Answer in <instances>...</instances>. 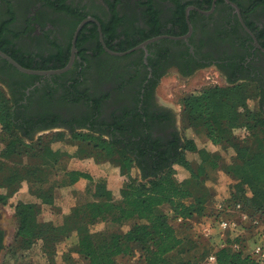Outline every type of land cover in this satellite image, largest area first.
I'll return each mask as SVG.
<instances>
[{"label":"trees","instance_id":"trees-1","mask_svg":"<svg viewBox=\"0 0 264 264\" xmlns=\"http://www.w3.org/2000/svg\"><path fill=\"white\" fill-rule=\"evenodd\" d=\"M167 1L173 6L170 17L166 19L162 11L155 7L153 0L140 1L139 5L143 8L142 24L137 23L139 18H130L129 14L124 15L119 11L121 0L109 2L110 14L107 19L91 14L82 6H75L67 0H45L52 8L66 12L75 19L66 44L60 43L56 37L46 32L42 23L39 28L41 34H33L35 29L31 33V20H28V28L24 33L32 36L34 43L43 45L46 42L50 45L54 50L47 54L41 48L30 50L26 46L17 45L15 39L20 34L12 28L16 19L9 6L8 17L0 20V48L28 68H61L69 62L72 39L78 24L88 16H95L100 20L108 47L126 51L158 35L186 34L189 30L187 8L197 4L196 6L206 10L212 2ZM251 5H264V0H257ZM197 14V11L191 12L190 21L193 24ZM250 14L249 11L244 15L245 21L264 46V26L258 25ZM235 20L240 25L237 17ZM203 27V31L207 33L208 27L204 25L201 29L194 25L195 32H200ZM248 38L250 39L249 35ZM169 43L183 44L185 48L173 49L166 45ZM190 43L200 53L201 45L191 38ZM76 46L78 51L70 71L79 67V76L83 78V70L87 68L89 61V56L86 55L89 52L95 56L107 54L100 42L96 23L85 24L78 35ZM148 50L147 63L144 61L145 50L132 53L140 52L141 56L136 64L145 62L143 66L147 68L140 86L147 78L149 67L155 74L157 70L160 71L157 72L159 79L162 69L171 58L191 61L194 66L200 63L193 58L190 44L186 41L162 39L149 44ZM197 56L205 58V54ZM0 62L3 63L0 74H7L10 70L21 73L1 57ZM221 66L224 67L222 64ZM21 75L27 79L39 77L25 73ZM229 76L231 81L238 77L234 72ZM80 77L64 83L61 93H57L58 88L37 86L29 89V82L11 78L8 83L13 88L10 99L0 94V124L7 138L6 147L0 154V188L4 189L0 192V203L8 204L24 180H27L30 193L38 201H20L15 205L19 220L16 240L20 248L30 247L42 240L50 263L54 264V244L60 238L77 233L78 243L73 251L81 259L78 264H201L194 257L183 259L179 263L173 261L175 254L183 255L185 252L181 248L183 238L177 233L171 220L181 218L182 223H187L203 215H209L213 221L219 215L227 219L238 218L231 211L237 203H241L242 210L252 217L264 216V150L259 147L251 148L249 144V141H264V88L258 80L255 79L262 97L261 108L256 112L246 109L234 112L233 117H229L232 109L238 111L239 103L245 105L241 93H232L233 88L226 94L231 102L219 99L222 97L219 90L207 91L201 95L193 94L184 99L185 110L191 120L194 116L205 117L203 127L211 142L216 146L234 149L235 154L227 161L223 154H207L195 139L180 133L171 110L158 108L151 100L140 108L137 105H119L117 100L124 98L126 94L125 97H129L127 91L132 88H116L96 96L91 94L89 88L79 86ZM134 89L135 92L131 93L133 100L142 101L140 94L143 88ZM150 89L154 93L155 88ZM108 100L113 105L112 111H109V106H104ZM81 101L83 107L74 110L72 106ZM223 106L229 107L226 113L221 111ZM55 127H64L66 130L50 132L33 141L36 132ZM237 127L245 131L244 136L233 132ZM79 128H85L88 132L78 131ZM57 141L78 144L79 149L74 152L54 149L52 143ZM188 152H199L201 162L190 160ZM86 157L95 158L99 164L108 162L119 168V173L126 180L118 196L105 181H94L86 172L68 170L67 163L71 159ZM62 163L64 172L58 167ZM177 165L188 171V180L180 183L175 179ZM220 168L240 180L225 199L224 211H218L216 204L213 205V197L199 189V182L207 179L210 172H216ZM80 178L91 180L89 191L92 199L72 207L64 214L62 224L41 220L43 206L54 203L56 190L72 185ZM249 191L251 196L248 195ZM99 221H105L106 228L98 232L92 231V225ZM124 226L129 228L124 230ZM233 247L232 241L227 240L224 247L216 250L211 248L209 254L215 252V264H262L254 254H246L244 248Z\"/></svg>","mask_w":264,"mask_h":264},{"label":"rangeland","instance_id":"rangeland-1","mask_svg":"<svg viewBox=\"0 0 264 264\" xmlns=\"http://www.w3.org/2000/svg\"><path fill=\"white\" fill-rule=\"evenodd\" d=\"M115 0H67L68 3L73 5L82 6L85 10L91 14H96L102 18L107 19L109 11V2H114ZM142 0H121L118 8L119 11L125 15V13L132 14V18H139L137 23H142V14L143 8L138 9L139 2ZM159 6L160 10L164 15V19L170 17V12L173 4L167 0H154ZM188 1V0H185ZM257 0H241L244 5H250ZM9 6L12 7L15 16V22L12 23V28L20 34V39L27 42L23 46H26L28 49H37L41 48L44 53H51L54 49L48 45L46 42L43 45L34 43L32 41H27L30 39V35L24 33L28 28V20H31L30 32L32 33L35 29V32L41 34L40 32V23H42L44 30L51 34L52 37H56L60 43H68L69 30L72 28V23L74 18L72 15H69L66 12H59L56 9L49 6L45 0H0V20L8 17ZM135 9V14L131 10ZM227 18L229 21L233 19L232 12L227 11ZM254 19L260 25L264 26V5H259L256 8L254 13ZM141 17V19H140ZM216 22L214 19L213 22ZM214 24V23H213ZM213 24H209L208 27H211ZM211 28H208L209 31ZM34 32V33H35ZM194 36V42L198 41L200 37L199 30L196 31ZM241 37H246V33L238 31ZM33 33V34H34ZM37 33V34H38ZM22 34V35H21ZM173 49H184L183 44H166ZM202 45V44H201ZM252 47L250 43H244L241 49L242 57L249 56L252 54ZM202 48L199 55H204L205 51ZM149 52V50H148ZM146 53V52H145ZM257 54L253 57L255 61L259 59L260 75H252L245 78V74H249L248 71H242L240 76L236 80L231 81L228 77L229 74H233L232 70L223 66H217L211 62H200L199 65H196L190 71L179 72L178 62L176 58H171L165 64L162 69L161 78L156 85L155 94L156 101L158 104L166 109H169L173 112L176 117V126L180 133L187 135L190 138L195 139L198 146L204 150L209 155H224L227 161H229L232 155L235 154L233 148H224L223 146L214 145L211 140L208 138L207 131L203 127L205 117L204 116H194L191 120L189 118L187 111L185 110L184 99L190 95H201L207 91L219 90L222 97L219 99L224 100L225 102L231 98H227L226 95L228 90L233 88L232 93L238 91V93L245 99L244 104L242 102L238 104L237 110L232 109L229 113V117H233L234 112H243L248 109L249 111L256 112L261 108V95H259V84L256 80L264 78V53L256 52ZM86 56H89V61L87 68L83 70V78L79 76V67H76L72 71H67L62 74H56L51 76H40L32 77L27 79L19 74L15 70H10L7 74H0V94L1 96L10 99L13 88H10L9 82L11 78L23 80L29 82V89L39 86L40 88H58L57 93H61V88L64 83H69L74 78H81L80 87L85 89L89 88L91 94L99 96L103 92L114 91L116 88H126L127 86H132L134 88L140 87V81L145 76L146 67L143 64L147 63V58L145 62L141 64H136L137 60L140 59L141 53L137 52L134 54H129L125 56H114L110 54H102L100 56H95L89 52ZM146 57V56H145ZM195 65V64H194ZM3 66V63L0 62V68ZM20 72V71H19ZM239 72V71H238ZM29 75V74H28ZM256 79V80H255ZM28 80V81H27ZM59 95V94H58ZM104 106H109V111H112L113 105L108 100ZM74 110L80 109L83 107V101L74 104L72 106ZM229 107L223 106L221 111L227 112ZM222 114V112H221ZM194 123L192 124L191 123ZM64 127H55L52 129H44L35 133L34 140L36 141L39 137L44 134L55 131H64ZM78 131L88 132L85 128H79ZM233 132L239 136H244L245 131L237 128L233 129ZM260 140V138H258ZM7 144V138L4 131L2 130V125L0 124V154L2 150L5 149ZM249 144L252 147H259L264 150V141L261 143H253L249 141ZM253 144V145H252ZM54 149H63L70 152H74L79 149V145L67 143L64 141H57L52 143ZM188 158L192 161L201 162V155L199 152H188ZM85 162L86 167L91 163L92 165L97 166V173L92 172L95 179H98V174H118L119 168L114 165L106 163H97L95 158L86 157ZM88 160V161H87ZM67 165L70 168L80 166L82 164L77 159H71ZM63 164H58L60 171L64 172ZM57 165V164H56ZM57 168V167H56ZM177 173L174 175L175 179L178 182H184L189 176L187 170L182 166H176ZM240 182L239 178L231 177L226 172L214 171L210 172L207 179L199 182V189L201 192L208 193L213 197V205L217 204L220 200L230 196L232 190L235 189L236 184ZM85 184V183H84ZM84 184L79 186L80 189L84 187ZM114 193L118 196L120 187L112 188ZM4 189L0 188V192ZM83 191V190H82ZM76 194L73 195L70 188H58L56 190L55 197L57 198V207H49L47 205L43 206L41 220L43 221H52L54 224H62L64 214L59 212L58 209L65 210L66 212L70 211L73 204L76 201V197L80 195L79 189H75ZM248 195H252L249 191ZM81 198L77 199V202L84 201L85 197L82 194ZM38 202L37 198L32 195L29 191V183L27 180H24L21 184L20 189L14 193V196L10 198L8 204L0 203V224L7 231V244L5 245V250L3 254L2 264H51L47 250L44 248V243L42 240H39L36 243H33L30 247L20 248V244L16 240V233L19 228V220L16 215L15 205L20 202ZM85 202V201H84ZM210 209V208H209ZM255 218L258 219V223L252 225L251 221L241 222L235 229L228 230L224 234L219 232L217 226H215L216 236L212 238H207L202 233V227L205 224L213 222L209 215H203L201 217H196L189 220L187 223H182L183 220H171L173 225L176 228L177 233L183 238V244L181 248L184 250V254H175L172 259L176 263L181 262L183 259H188L194 257L196 260H200L201 264H208L207 257L211 248L216 249L218 245L224 240L232 241L234 249L244 248L246 254L252 253V250L257 242L260 241L259 233L264 229V216L260 217L257 215ZM96 230L101 228V225L94 227ZM129 226H124V230H127ZM238 239V240H237ZM78 243V238L75 235L72 237L68 236L65 238H60L53 246L54 250V264H78L81 263V259L78 254L73 251V247ZM52 251V250H51ZM258 259V258H257Z\"/></svg>","mask_w":264,"mask_h":264},{"label":"flooded vegetation","instance_id":"flooded-vegetation-1","mask_svg":"<svg viewBox=\"0 0 264 264\" xmlns=\"http://www.w3.org/2000/svg\"><path fill=\"white\" fill-rule=\"evenodd\" d=\"M222 1L223 2H221V0H212L210 7L208 5H206L207 7H209L208 9H206V10L202 9L205 12H202V11L197 10V9H191L189 11V17L191 15L192 11L198 12V14L195 18L194 24L191 22L193 24L192 35L186 41L187 44H190V51L194 55L193 58L195 60H197L198 62H211L212 64H216L217 66L218 65L221 66V64H222V65H224V67L221 70H223L225 67H227V68H229V70H232L234 73H236L237 76H240L241 74H239V73H241L242 71H248L249 72V74L247 73L244 75L245 78H248L249 76H252V75H260L261 76L262 74L259 72V67H260L259 59L257 61H255L253 57L257 54L256 53L257 50H260L262 53H264V46L259 42V40L256 37L253 30L248 26V24L245 21L246 18L244 16L246 13H248L250 11V13H251L250 15H251L252 19L255 20L253 15H254L256 8L258 6H254L251 4L250 5H244L241 2V0H230L239 6L241 17H242L243 21L245 22L246 26L252 31V33H253L252 34L251 32H249L245 28V26L241 22L240 15L237 12L236 8L231 3L227 2L226 0H222ZM153 4L155 5V7L157 9L160 8V6L154 0H153ZM196 5H192V6H196ZM196 7L201 9L199 6H196ZM137 8L140 9L141 6L138 5ZM135 11H136L135 9L131 10V12L134 14H135ZM227 11L232 12L231 16L233 17V19L231 21H229L227 18V15H226ZM136 12H138V11H136ZM132 16L133 15L130 14V18H132ZM235 17H237L240 25L237 24ZM214 19L216 20V22L215 21L213 22ZM255 22L258 25H260L257 21H255ZM210 23L211 24L214 23V24L211 27H208ZM194 25H196L199 29H201V26H203V25L208 27V28H211L206 33L203 31L205 28V27H203V29L200 30V37L198 38V41H196V43L198 42V45L202 44L201 49L203 48L204 49L203 51H205L204 52L205 58H203V59H201V57L197 56L198 53L196 52L197 50H195L197 48H195L193 43H190V38L194 39V36L196 35V33H198V32H195ZM238 31H241L243 33L248 34L250 39L248 38V35L244 38L241 37ZM37 33L35 32L34 34H37ZM254 36L257 38V42L259 43L260 46H258V44L256 43ZM32 38L33 37H30V39H27V41L33 42ZM15 42L17 43L18 46H21V47L25 43H27V42L23 41L22 39H20L19 37L15 39ZM244 43H250L251 45H253V47L251 49L252 54L249 56H243L245 59H243L242 53H241V49H242V46ZM145 56L147 58L149 56V52H148V55H146V53H145ZM178 65H179L178 70L180 73L190 71V69H192L194 67L193 62H191V61L188 62V60H185V59L181 60V62H178ZM73 66H74V64H73ZM73 66H72V68H73ZM242 68L245 70H243ZM148 72L149 73L147 75V78L144 79L143 84L140 86L141 88H143L141 90V94H140V98L142 99V101H140V102L134 101L133 97L131 96V93H134L135 89H129L127 91L129 94V97H125V96H127V94H126L124 96V98L120 97V99L117 100V103L119 105L120 104H128L130 106L137 105L140 108L142 106H145L147 101L151 100V103L153 105L158 106V108L161 107L158 104V102L156 101L157 97L155 94V90H154V93H152L151 89H150V88H156V85L158 84V82L161 78L160 77L158 79L157 72H160V71L157 70V72L155 74L154 70L151 67H149ZM228 78L230 79V76ZM258 81L260 82V84L264 88V78H262V79L258 78ZM155 82H156V84H155ZM140 87H138V88H140ZM126 88H133V87L127 86ZM146 88H148L149 91ZM124 93H126V92H124ZM146 96H148V97L146 98ZM166 110L168 111L169 109H166ZM7 236L8 235H7L6 229L0 224V264H2V261H3V254H4L5 247H6L5 245L7 244V239H8Z\"/></svg>","mask_w":264,"mask_h":264},{"label":"water","instance_id":"water-1","mask_svg":"<svg viewBox=\"0 0 264 264\" xmlns=\"http://www.w3.org/2000/svg\"><path fill=\"white\" fill-rule=\"evenodd\" d=\"M226 1L231 3L236 8L237 12L240 15L241 22L243 23L245 28L249 32L252 33V31L246 26L245 22L243 21V19L241 17L239 6L236 3H234V2H232L230 0H226ZM191 9H197V10H200L202 12H205L202 9L197 8L196 6H190V7L187 8L186 17H187V20H188L189 31L186 34L180 35V36L169 35V34L158 35V36L152 37L150 39H147L144 42H142V43L138 44L137 46H135V47H133L131 49H128L126 51H116V50H113L110 47H108V45L106 44V42L104 40L103 31H102V25H101L100 20L98 18L94 17V16H88L87 18H85L84 20H82L78 24V26H77V28H76V30L74 32L73 39H72L71 56H70L69 62L64 67H61V68H56V69H34V68H28V67H25L22 64H20L16 59H14L11 55H9L5 51H3L1 48H0V57L2 59L6 60L10 65L15 67L18 71H20L22 73H25V74H29V75L51 76V75L65 73V72L69 71L72 68V66H73V64L75 62L77 51H78L77 46H76L77 38H78V35H79L80 31L82 30V28L88 22H95L97 24L98 29H99L100 42H101L104 50L108 54L114 55V56H125V55H129V54H131V53H133V52H135L137 50L143 49V50H145L146 55H148V46H149V44H151L153 42L160 41L162 39H171V40H180V41H187L189 39V37L192 35V32H193V24L191 23L190 17H189V11ZM254 39H255L256 43L258 44V46H260L259 43L257 42V38L255 36H254Z\"/></svg>","mask_w":264,"mask_h":264},{"label":"built area","instance_id":"built-area-1","mask_svg":"<svg viewBox=\"0 0 264 264\" xmlns=\"http://www.w3.org/2000/svg\"><path fill=\"white\" fill-rule=\"evenodd\" d=\"M225 199L226 198L220 200L216 204V208L218 211H222V210L224 211L225 204H226ZM229 210L231 209H228V211ZM231 211L237 214L238 218L227 219L223 217V215H219L213 222L203 225L202 227L203 235L207 238L213 239L216 236L215 226H217L219 232H222L221 234H224L228 230L235 229L241 222L251 221L252 225H255V226L258 223L257 218L250 216L249 213L242 210L241 203H237L235 205V208L232 209ZM179 219L181 220V218ZM259 237H260V241L255 244L252 250V254H254L262 264H264V229L259 233ZM225 245H226V242L223 240L222 243L218 245V248L224 247ZM207 261H208V264L216 263V254L214 251L209 254Z\"/></svg>","mask_w":264,"mask_h":264},{"label":"crops","instance_id":"crops-1","mask_svg":"<svg viewBox=\"0 0 264 264\" xmlns=\"http://www.w3.org/2000/svg\"><path fill=\"white\" fill-rule=\"evenodd\" d=\"M73 159H77L82 164H79L80 166H76V167L70 166V168L68 167V170H78V171L86 172V173H88L89 175L92 176L94 181H99V180L105 181L107 186L110 189H112L114 187H120L121 188L124 185V183H125L126 177L121 175L120 173L112 174V175L98 174L99 175L98 179H95V177H94L92 172H96L97 173V166L96 165H92L91 163H89L88 164L89 166L86 167V164L83 163V161L85 162L86 159H81V158H73ZM70 161L67 164L71 163ZM222 170H223L222 168L218 169V171H222ZM83 184H84V187L82 189H80L79 186H81ZM90 186H91V180H89L87 178H80L76 183H74L72 185L64 186V187H61V188H66V187L70 188L72 193H73V195L76 194L75 189H79L80 195L78 197H76V201H75V203L72 206V207H74V206H76V205H78L80 203H83L84 201L86 202L87 200H91L92 199L91 192L89 191L90 190ZM82 194L84 195L85 200L77 202V199L81 198ZM56 203H57V198L55 197L54 203L52 205H47V206L55 208L58 205ZM58 211L63 213V214H66L68 212V211L66 212L65 210H62V209H58ZM98 225H101V228L96 230L94 227H96ZM106 226H107V224L105 223V221H99L96 224L92 225V231H94V232L102 231V230H104L106 228ZM72 235H75L77 237V233H74ZM72 235H70V237H72Z\"/></svg>","mask_w":264,"mask_h":264}]
</instances>
